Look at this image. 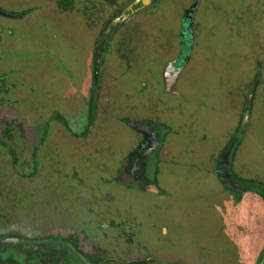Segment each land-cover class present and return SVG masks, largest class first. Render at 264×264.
<instances>
[{
    "label": "flooded vegetation",
    "instance_id": "obj_1",
    "mask_svg": "<svg viewBox=\"0 0 264 264\" xmlns=\"http://www.w3.org/2000/svg\"><path fill=\"white\" fill-rule=\"evenodd\" d=\"M186 1L0 0V108L10 119L18 120L17 125H21L24 136L19 143L12 137V129L6 127L0 134V257H16L14 264H159L160 260L148 251L145 253L133 245L143 228L142 225L139 228L138 221L115 220L108 215V211L100 210L104 203L103 196L93 185L87 184L80 188L81 183L92 178L94 170L104 172L100 164L102 159L108 158V162H112L110 160L115 150L107 154L106 158H100L101 153H106L107 148L104 149V146L108 140L97 132L105 130L114 121L113 118L132 131L135 140L118 170L108 177V183L121 184L147 194L152 199H159V214L164 212L165 220H160L158 228L150 222V232L153 233V228L158 229L159 238L181 236L183 232L212 234L215 231V223L212 225V222L216 212H219L221 219H235L237 215L246 217L245 212L237 210L245 199L255 195L264 202V177H243L246 165L241 167L243 163H239L243 160L239 153L243 147L242 137L256 115L252 111L254 101L261 95L264 100V0H255L258 5L254 11L248 3L243 13H236L237 5L229 7L228 1L193 0L189 5ZM182 6L185 8L182 9ZM255 14L260 15L257 16L259 29L248 30ZM32 15L40 17V22L27 26L29 23L26 20ZM139 18L142 21L135 24ZM16 22L25 25L22 28L13 26ZM67 24L73 29L78 30L83 26L92 31L89 82L77 91L74 86L79 77L62 62V56L56 55L53 47H49L52 39L61 36L56 31L61 25ZM169 25L174 31L173 38L169 36L172 39L168 41L166 38L167 42H163L165 38L163 40L162 35ZM240 25H244L240 30L244 33L243 37L248 40L250 35L253 36V40L249 41V58L246 63L232 66L228 71V66L219 65V57L215 56L238 51L231 49L232 39L236 35L229 41L219 40L218 43L214 40L215 26L224 30L227 37L229 30L237 29ZM13 38L17 44L3 43L4 39ZM116 41H119L117 46ZM219 44L221 46L217 48ZM37 45H40L37 50L40 63H43L40 69L46 68L45 60L52 59L54 74L62 70V75L67 78L62 79L57 75L59 81L69 85L70 94H76L81 99L66 109L69 111L47 108L43 114L40 104V116L35 118L37 113L31 110L24 118L20 115L19 104L36 92L23 79L20 83L17 70L9 64L8 57L23 55L20 59L31 61L33 57L28 56L35 53ZM148 46L153 48L152 53L151 48L145 49ZM215 58L216 62L213 60ZM150 62L156 65L155 74L147 73ZM252 63L255 64L254 71L251 70ZM200 66L206 72L205 76H200ZM233 76L236 77L235 81L230 80ZM248 80L244 106L238 116V91ZM204 84L216 92L202 93ZM21 87L25 90V97L18 92ZM42 89L40 95L47 92L44 85ZM155 97L163 99L158 101ZM249 97L251 105L248 111ZM165 100L169 103L165 104ZM139 101L145 103L146 109L138 113L141 117L132 120L136 111L134 107ZM183 104L195 106L196 109L192 108L193 119L202 110L207 111L208 120L205 123L208 133H202L200 137L203 134L208 137L221 128L223 138L234 122L233 132L218 148L212 149L211 157L204 159V156H199L196 158L197 164L192 165L178 161V150L181 148L176 142L179 136L174 124L145 119L151 111L164 110L166 107L178 109ZM247 114L246 129L240 134ZM103 115L105 120L101 121ZM28 117L32 118L33 123ZM39 123L43 126L41 137ZM188 125L185 127L188 128ZM95 128L96 136L92 137ZM59 130L65 136L58 135L62 141L52 146L53 134ZM103 139L107 143L104 144ZM31 144L34 147L30 149ZM85 144L91 145L92 151L97 153L99 161L96 165L84 161H91L88 158L90 154L84 157L88 151ZM75 145L82 147L79 151L84 149L83 157L79 153H71V156L63 154ZM73 157L74 160L71 159ZM61 158L63 161L60 165L58 160ZM44 161L53 163L45 166ZM226 161H229V166ZM205 162H212L208 169L201 168ZM235 162H238L236 168ZM181 164L184 170L175 171L171 168L170 174L162 175L161 167H179ZM28 169L30 173L25 172ZM42 169H47L45 174H52L49 184L41 189L40 184L31 187L42 194L43 209L52 217L48 223L57 225L58 230L68 231L70 235L67 237L44 235L29 238L9 231L18 225L12 220L13 214L24 211L28 215L32 210V207L27 210L24 201L27 203L29 199H40L36 193H28L24 197L14 196V191L28 190L32 179L37 178L39 182ZM64 176L68 184L61 183ZM167 177L169 182L165 180ZM160 179L163 185L159 184ZM92 183H96L94 179ZM161 200H165V206ZM156 203L153 202L152 206ZM206 212L210 217L208 225L200 228L205 223ZM175 228L181 233L174 232ZM253 233L250 232V235ZM82 241L94 249L95 254L84 252ZM129 253L135 258L125 259ZM255 264H264V243Z\"/></svg>",
    "mask_w": 264,
    "mask_h": 264
},
{
    "label": "rangeland",
    "instance_id": "obj_2",
    "mask_svg": "<svg viewBox=\"0 0 264 264\" xmlns=\"http://www.w3.org/2000/svg\"><path fill=\"white\" fill-rule=\"evenodd\" d=\"M192 1L193 0H187V5H189V3ZM226 1H228L227 3L229 7H232V5H237L236 13L245 12V8L247 7L248 3L251 5L252 11H254V8L258 5V3H255V0H222L220 3H224ZM184 8L185 6H182V9ZM258 15L259 14L253 15V19L250 27H248V30L257 31L259 29L257 28L260 25V23L257 21ZM141 21L142 18L136 19L135 24H139ZM26 22L29 23V25L27 26L38 24L40 22V17L32 15L26 20ZM20 23L21 22H16L15 24L13 23V26H19V28H22L25 25L23 23ZM170 25L167 30L165 29V33L162 35L163 40L165 38L163 42L166 41V38L168 41L169 39L173 38L174 31L171 30ZM243 27L244 25H240L237 27V29L229 30L227 38L224 34L225 31L221 30L220 27L217 28L215 26L216 38L214 40H216L218 43L219 40H222V42H224L225 40L229 41L233 36L236 35V37L232 39L233 43L231 49H239L238 51L233 50L232 54L226 55L221 53L219 54L216 49V52L219 55L215 57H219V65L224 67L228 66V71L232 66L238 67L240 66V63H246L248 61V54L251 48V44L249 41L253 40V36L250 35L248 40L246 39V37H243L244 33H241L240 31ZM37 30L40 32V28H38ZM37 30L35 33H37ZM56 32L61 33V36L59 37V39H52V41L49 42V47H53V49L55 50L53 52H55V54L58 56H62V62L69 68H72L73 72L79 77L76 85L74 86L77 91L79 87H81L82 85L83 87H85L89 82L88 63L90 57L92 31L83 26H81V28L78 30L77 28L73 29L69 24H67L66 26L61 25L60 29ZM30 35H33V33L30 32ZM169 36L172 38H170ZM214 37L215 35L213 36V38ZM16 41L17 40L14 38L4 39L3 43L6 45H12V43H16ZM117 44L119 45V41H116V46ZM220 46L221 44L217 45V48H220ZM148 48H151L150 52L152 53L153 48L151 46H148L145 49ZM34 49L36 50L35 53L28 56L33 57V60L31 61H23L22 59H20L21 57H24L23 55H20V57L16 55H13L14 57H8L9 64L14 65L17 70L16 75H19L20 83L22 84L23 79L24 82L28 86L32 87L36 92L32 94V96L26 97L25 101L19 104V108H21L19 110L20 115L26 118L28 116L27 113L33 110L35 113H37L34 116L35 118H37L41 113L40 104H42L43 114L45 113L47 108L69 111L66 109L71 107V105L73 104L76 105L81 98L76 94H70V86L62 80L59 81L60 77H58L57 75H60L62 79L67 78L63 76L64 74L62 70H59L54 74V72L52 71V59L48 58L47 60H45L44 67L46 68L40 69V64H43L40 63V53H37V50L40 49V45L35 46ZM216 58L213 59L215 62ZM146 65H148V63H146ZM254 69L255 64L252 63L251 70L254 71ZM148 70V74H155L157 72V68L154 62H150ZM199 72L201 73L200 76H205L206 74V72L203 70V67L201 66ZM230 80L235 81L236 77H230ZM41 82L45 86V91L47 92L40 95V90H44L42 89L43 85L41 84ZM249 82L250 81L248 80L246 84H242L240 86V90L238 91L240 93V103L238 104L239 107L237 108L238 116L240 115L244 106V94L245 90L248 88ZM19 90L21 91L18 92L22 94L23 97H25L26 93L24 92V88L21 87ZM213 91L215 90L208 89L205 84L202 87V93H212ZM261 96L254 101L252 111L255 112L256 115L254 114V116L252 117V125H250L248 131L242 137L243 147L239 153L242 154L243 160L239 163H243L241 167L246 165V167H244L245 171L242 174L243 177H264V100H262L263 98ZM205 98H208V96H206ZM155 99L161 101V99L163 98L155 97ZM165 102V104L169 103L168 100H165ZM136 105L137 106L134 107V109L136 110L133 114L134 118L131 117L132 120L138 119L135 117H141L138 113L143 112L146 109V105L142 101L137 102ZM181 107L182 108L178 109L166 107L164 110L159 109L155 112L151 111L150 116H148V118L146 117L145 119L148 120L150 118V120L153 119L159 123H167L171 125L174 124V130L179 136V139L176 138V142H178L181 148V150H178V161H183L186 163V165L197 164V157L204 156V159H209V157H211V155L213 154L212 149L214 147L218 148V145L220 143H223L227 140L229 134L233 132L234 122L232 123V126L227 129V132L225 133L223 138L221 128L219 132L212 133L208 137L205 136L206 134H203L200 137V134L208 133V129L206 127L207 125L205 123L207 122L206 120H208L207 111L202 110L199 115H197V117L193 119L192 108H195V106L183 104L181 105ZM158 108L159 107L157 106L156 109ZM2 109L3 108H0V134L3 132L5 127L7 129L10 128L12 129L13 135H15H12V137H14V140L19 141L20 143V139L24 138L21 132V125L18 126V120H15L14 118L10 119V117H8V114ZM50 111L51 109L48 112L50 113ZM104 118L105 116L103 115L101 121L105 120ZM28 119L31 123H33L31 117H28ZM113 119L114 121L109 123L105 127V130L97 132L98 135L103 136L108 140L107 143V141L103 139V143H107L104 146V149H107L105 150L106 153H101L100 158H106L108 156L107 154H109L112 150H115V155L111 156L112 159L110 161L112 162H108V158L102 159L100 164L104 167V172L102 171L103 173H99L94 170L91 174L92 178L89 179L91 182L87 183L89 182V180H86L85 183L80 184V188L87 184L93 185L98 193L103 196L102 200L104 203L100 206V210L102 212L108 211V215L113 216L115 220L120 221V219H122L129 222L138 221L140 224L139 228L143 226L144 229L142 228L140 230L141 232L136 236L133 245L138 246L137 248H139L140 251H143L145 253L148 251L147 253L160 260L159 264H255V261L257 260V257L260 254V250L264 243V202L261 198L255 195L249 196L250 199H245L243 204L238 206L239 209L237 210L245 212V214H247L246 217H240L239 215H237L235 219H221L219 212H216V214L213 216L214 221L212 222V225L215 223V231H213L212 234H206L202 231H200L199 233L183 232V235L181 236L175 235L173 237L168 236L159 238L157 231L158 229L156 230L153 228V233L150 232V222H152L155 227L158 228L160 220H165V217L163 215L164 212L159 214V199H152L153 197L148 196L147 194H142L135 189L128 188L121 184L112 185L114 184V182L108 183V177L110 178L115 174L116 170H118L121 164V160L125 157L129 149L133 147L135 140L132 131H130L122 123L115 120V118ZM11 121L13 122L10 123ZM39 125L41 137L43 126H41V123H39ZM186 125H188V128L185 127ZM178 129H180V132H177ZM96 130L97 128L94 129L92 137L96 136ZM196 133L199 135V137ZM58 135H62L64 137L65 133L59 130L56 134H53L54 141H51L52 146L59 145L60 141H62V138L58 137ZM190 137H195V139H190ZM84 146H87L88 148V151L86 152L84 157H87L90 154L88 158H91V161L88 159H84V161L94 163L96 165L99 161V157H96L98 156L97 153L92 151L91 145L85 144ZM33 147L34 146L31 144L30 149ZM79 148L82 147L75 145L72 149L68 148L69 150L67 151H70L69 153L66 151V153L63 152V154L71 156V153H79L83 157L84 149H81L79 151ZM74 158L75 157L71 159L74 160ZM61 160L63 161L62 158L58 160V163L60 165ZM51 163L53 162L44 161L45 166ZM210 164H212V162H210ZM210 164L209 162H205L203 164L204 167L201 168L208 169L207 167H209ZM175 166H167L166 168L161 167L162 175L163 173L170 174L171 168L175 169V171L184 170L181 169L183 168L182 164L179 167ZM237 166L238 162H235L234 168H236ZM46 170L47 169H42L43 172H40L39 182H37V178L29 181L28 190L24 192L20 190L14 191V196L24 197L28 195V193L30 195L32 193H36L39 194L40 199L36 201L29 199L27 203L26 200L24 201V203L27 204V210L29 211L31 207L32 210L28 215H25L24 211L19 213L16 212L15 214H13L12 220L18 225L10 228V232H16L29 238H35L37 236L44 235H62L64 237L70 235L68 231L58 230L56 229L57 225L48 223L51 222L52 217L48 216V213H46L43 209L44 204L42 203V194L39 190L37 191V189L31 187L32 185L34 186L36 184H40L41 189V187L45 186V184H49V180H51L49 178L52 176V174H45ZM25 172L30 173L31 171L30 169H28ZM84 179L85 178H83L82 180ZM93 179L96 182L95 184L92 183ZM165 180L169 182L168 177ZM63 182H66V184H68L69 181L68 179H66V176H64L61 180V183ZM159 184L163 185L162 179H160ZM155 201L157 203L152 206L153 202ZM161 201L162 205L165 206V200ZM204 210H206V208ZM207 213L208 212L205 213V223L201 225L200 228L208 225L207 223L210 217ZM149 232L151 234H149ZM174 232L181 233L177 228H175ZM250 232L255 233L250 235ZM81 248L86 253L95 254V250L87 246L83 241L81 242ZM134 258L135 257L130 253L125 256V259Z\"/></svg>",
    "mask_w": 264,
    "mask_h": 264
},
{
    "label": "trees",
    "instance_id": "obj_3",
    "mask_svg": "<svg viewBox=\"0 0 264 264\" xmlns=\"http://www.w3.org/2000/svg\"><path fill=\"white\" fill-rule=\"evenodd\" d=\"M14 258H16V257H14ZM14 258H11V257H9L7 255L6 256L5 255H2L0 257V264H14V262H15V259Z\"/></svg>",
    "mask_w": 264,
    "mask_h": 264
},
{
    "label": "water",
    "instance_id": "obj_4",
    "mask_svg": "<svg viewBox=\"0 0 264 264\" xmlns=\"http://www.w3.org/2000/svg\"><path fill=\"white\" fill-rule=\"evenodd\" d=\"M195 6H196V4H195ZM250 105H251V97H249V99H248V103H247V109H248V111H249ZM247 121H248V114H247L246 117H245V120H244V123H243V126H242V131H240V134H242V132L245 131ZM228 155H229V153H228ZM226 162H227L226 164H228V166H229V161H226ZM229 176H230V175H229Z\"/></svg>",
    "mask_w": 264,
    "mask_h": 264
}]
</instances>
